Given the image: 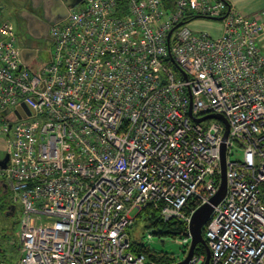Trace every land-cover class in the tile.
Segmentation results:
<instances>
[{"label":"built area","instance_id":"built-area-1","mask_svg":"<svg viewBox=\"0 0 264 264\" xmlns=\"http://www.w3.org/2000/svg\"><path fill=\"white\" fill-rule=\"evenodd\" d=\"M79 6L50 29L39 70L0 9V187L21 206L17 264H148L129 235L148 208L187 228L176 242L188 253L192 216L220 190L223 145L227 192L204 228L210 264H264V13L222 0ZM222 18L219 38L190 28ZM190 110L224 116L228 138Z\"/></svg>","mask_w":264,"mask_h":264},{"label":"rangeland","instance_id":"rangeland-1","mask_svg":"<svg viewBox=\"0 0 264 264\" xmlns=\"http://www.w3.org/2000/svg\"><path fill=\"white\" fill-rule=\"evenodd\" d=\"M30 0H0V9L2 11V19L5 22H8L14 26L16 33L18 35V43L22 48H28V43L33 39L27 32L26 23L20 20L19 15H17L16 8H22ZM247 6L244 16L253 17L264 13V0H246ZM82 6H79L78 9H81ZM19 21V23L17 22ZM65 22V21H64ZM61 23V25L64 24ZM190 28L193 30L194 34L199 35L200 33L207 32L213 38H219L222 36L224 31V23L219 20L212 19H198L190 25ZM52 51L51 41H46L39 48V53L37 59L32 61L31 67H36L37 70L40 69L39 63L47 62L49 55ZM4 124L0 120V159H4L7 155V146H8V137L3 132ZM237 148L234 149V153H237ZM238 154V153H237ZM4 194L3 195L1 194ZM3 192L0 187V262L6 261L9 264H17L21 258L19 253L20 245V221H21V206L16 205V210L11 213L9 205L12 200L10 195ZM12 203V202H11ZM12 205V206H13ZM136 215V214H135ZM141 224L137 228L138 235H141L142 232ZM155 230H147L142 233L141 241L150 246V248L160 254H168L176 258V262H181L187 255V249L180 246L176 239L165 237L161 238L153 233ZM135 232V231H134ZM152 234V238L149 240L148 235ZM137 235V234H136ZM137 235V236H138ZM138 239V238H137ZM144 255V254H141ZM147 259L148 264H159V262L149 258L147 255H144Z\"/></svg>","mask_w":264,"mask_h":264},{"label":"water","instance_id":"water-1","mask_svg":"<svg viewBox=\"0 0 264 264\" xmlns=\"http://www.w3.org/2000/svg\"><path fill=\"white\" fill-rule=\"evenodd\" d=\"M83 0H32L34 3H43V14L44 18L40 19L36 17L31 11H24L19 14V17L24 20L26 23V28L28 34L31 38L36 40H47L49 39V31L52 26L60 24L64 22L69 15V9L78 7ZM218 20H223L218 19ZM37 57V51L31 49H23L22 50V59L25 65L30 64ZM180 70V69H178ZM184 74V73H183ZM186 77V74H184ZM8 114V111L4 113ZM190 116H192V112L190 110ZM10 121H15L16 116L11 115L8 117ZM197 123L204 122L206 120H217L224 124L226 131L224 135V140H226L229 136L230 126L227 119L222 115H209L202 119H194ZM222 158H221V184L220 190L215 197H213L209 203L201 206L192 216L191 224H190V233L192 236V242L190 249L184 258L183 261L177 262L176 264H189L195 255L196 249L199 246H203L206 250V258L204 264H210L211 262V250L208 246L206 240L203 237V230L208 223L215 206L219 205V203L225 198L227 192V178H226V156H225V145L222 147ZM9 162V155L2 160H0V167L2 169H6ZM12 212L16 210L15 206L9 207Z\"/></svg>","mask_w":264,"mask_h":264},{"label":"trees","instance_id":"trees-1","mask_svg":"<svg viewBox=\"0 0 264 264\" xmlns=\"http://www.w3.org/2000/svg\"><path fill=\"white\" fill-rule=\"evenodd\" d=\"M224 2V1H223ZM227 9H229L230 5L228 3H225ZM3 192L8 196L5 192V190L1 187ZM2 194V192H1ZM4 197V194H2ZM10 206H12V203H7ZM141 224L142 226V233L144 234L147 230H155L153 231L154 234L161 238L170 237L173 239L181 238L182 236L186 235L187 228L178 222H169L165 223L160 218V215L157 211L153 209H145L141 214L138 215V217L135 220L134 225L129 231V235L131 237V243H132V251L136 255H147L149 258L159 262V264H176V258L168 255V254H160L158 252L153 251L150 246L144 244L141 241V235H138L137 228ZM135 231V232H134ZM138 236H137V235ZM203 237L205 239V229L203 230ZM138 238V239H137ZM196 254L204 255L206 256V250L203 246H199L196 249Z\"/></svg>","mask_w":264,"mask_h":264},{"label":"crops","instance_id":"crops-1","mask_svg":"<svg viewBox=\"0 0 264 264\" xmlns=\"http://www.w3.org/2000/svg\"><path fill=\"white\" fill-rule=\"evenodd\" d=\"M224 1V3H228L232 9H234L235 11H237L238 13H241L242 15H244V13H246L245 11H248V9H246V6H247V2L246 0H222ZM30 4L32 5L31 7L35 10L39 9V11L41 12L42 14V19L44 18V14H43V11H42V8H43V3H34L32 2V0H30ZM16 10H20V8H16ZM27 11V10H26ZM29 11V10H28ZM23 11H20L18 12L17 14H21ZM34 14V13H33ZM35 15V14H34ZM36 16V15H35ZM37 17V16H36ZM40 18V17H38ZM20 20H22L20 18ZM24 21V20H22ZM219 21H222V20H219ZM8 23V22H7ZM194 23V22H193ZM14 27V26H13ZM207 33V32H205ZM208 34V33H207ZM211 36V35H210ZM206 257V256H205Z\"/></svg>","mask_w":264,"mask_h":264},{"label":"flooded vegetation","instance_id":"flooded-vegetation-1","mask_svg":"<svg viewBox=\"0 0 264 264\" xmlns=\"http://www.w3.org/2000/svg\"><path fill=\"white\" fill-rule=\"evenodd\" d=\"M32 5L30 4V1L28 2V3H26L24 6H22V8H20V10H17V13L18 12H20V11H31L32 13H34L37 17H40V19H42V14H41V12L39 11V9H33L32 7H31ZM18 15V14H17ZM18 23H19V21H17ZM52 28V27H51ZM50 32V31H49ZM32 39V38H31ZM51 41V38L49 37V39H47V40H36V39H32L29 43H28V49H31V50H36L37 51V55H38V53H39V48H40V46L43 44V43H45L46 41ZM23 49H25V48H23ZM27 49V48H26Z\"/></svg>","mask_w":264,"mask_h":264}]
</instances>
